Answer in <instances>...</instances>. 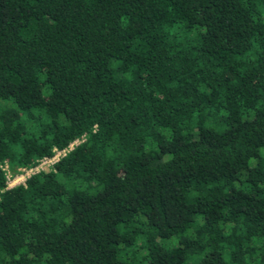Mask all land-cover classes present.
I'll return each mask as SVG.
<instances>
[{
    "label": "trees",
    "instance_id": "trees-1",
    "mask_svg": "<svg viewBox=\"0 0 264 264\" xmlns=\"http://www.w3.org/2000/svg\"><path fill=\"white\" fill-rule=\"evenodd\" d=\"M0 264H264V0H0Z\"/></svg>",
    "mask_w": 264,
    "mask_h": 264
},
{
    "label": "built area",
    "instance_id": "built-area-1",
    "mask_svg": "<svg viewBox=\"0 0 264 264\" xmlns=\"http://www.w3.org/2000/svg\"><path fill=\"white\" fill-rule=\"evenodd\" d=\"M83 141H84L83 139L82 140L77 139L73 141L72 143H70L68 148L65 150L58 151L55 149L52 158L41 159L36 163V165L28 169H19L18 174H16L15 176H13L10 172L6 171V183L13 182L14 187H17L20 185L25 186L27 179H29L31 176L39 174L41 171L43 172L46 169H49L52 165H55L69 151L73 150L77 145H79ZM8 183H7V187L9 186Z\"/></svg>",
    "mask_w": 264,
    "mask_h": 264
},
{
    "label": "rangeland",
    "instance_id": "rangeland-1",
    "mask_svg": "<svg viewBox=\"0 0 264 264\" xmlns=\"http://www.w3.org/2000/svg\"><path fill=\"white\" fill-rule=\"evenodd\" d=\"M13 180V179H12ZM8 183V182H7ZM9 184V188H13L14 187V183L13 182H10V183H8ZM171 241H173V240H171ZM171 241H167V242H165V245H169V243L171 242Z\"/></svg>",
    "mask_w": 264,
    "mask_h": 264
}]
</instances>
